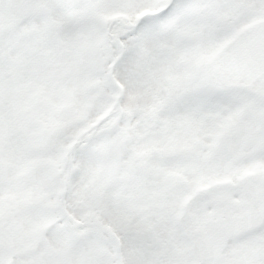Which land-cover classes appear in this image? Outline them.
<instances>
[{
    "label": "snow or ice",
    "instance_id": "obj_1",
    "mask_svg": "<svg viewBox=\"0 0 264 264\" xmlns=\"http://www.w3.org/2000/svg\"><path fill=\"white\" fill-rule=\"evenodd\" d=\"M0 264H264V0H0Z\"/></svg>",
    "mask_w": 264,
    "mask_h": 264
}]
</instances>
